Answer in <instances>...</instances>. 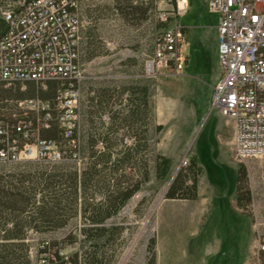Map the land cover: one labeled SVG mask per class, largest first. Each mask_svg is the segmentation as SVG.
Listing matches in <instances>:
<instances>
[{
	"label": "rangeland",
	"instance_id": "1",
	"mask_svg": "<svg viewBox=\"0 0 264 264\" xmlns=\"http://www.w3.org/2000/svg\"><path fill=\"white\" fill-rule=\"evenodd\" d=\"M137 1H144V5L149 7L147 18L139 24L127 22L115 7L114 0H81L80 7L85 42L81 64L86 74V79L80 84L82 123L88 127L86 119L91 118L97 127L100 125L95 114L94 117L88 114L90 97L96 89L115 88L118 93L131 84L150 79L155 82V121L164 126L158 134L156 150L173 160L165 179L153 178L143 184L125 207L107 220L108 226L122 224L125 228L121 238L113 235L102 247L105 260L109 264H146L150 238L164 234L167 226L176 228L183 225L176 237H186L197 249L212 241V258L205 257L202 249V255L198 251L188 260L175 264H242L245 249L250 251L256 230L257 247L259 238L264 237V156L238 161L232 143L233 123H227V118L212 107L213 87L221 76L217 41L219 16L209 11L207 0H183L186 12L182 16H177L174 11L177 10L176 3L167 0ZM162 10L169 12L166 20L159 17ZM161 21L168 25L160 26ZM180 22L187 26L185 61L169 66L156 64L155 71L150 72L148 65L153 60L162 32ZM89 33L98 35L97 39L107 53L86 60ZM25 88L22 84V89ZM124 96L127 98L128 94ZM101 115L104 121L109 122V114ZM124 132L122 129L118 136ZM38 137L36 129L31 140ZM193 155L198 157L203 167L200 176L202 193L210 196L212 193V199L206 205L208 213L202 222L207 225L203 227L202 235L195 237L185 231V225L191 221L192 210L202 207V201L169 199L156 208L159 202L167 199L165 193L173 178L181 167L189 164ZM241 163L247 167L253 192V202L245 209L248 213L240 212L235 203ZM19 164L0 162V168L11 170ZM162 212H167L168 216L160 219ZM81 222L82 219L77 217L66 227L55 231H31L29 240L33 264L47 263L58 249L68 259L75 253L81 254L92 242L104 241L86 240L79 232ZM70 233L78 234L76 241L63 242ZM54 243L57 245H51ZM46 246H49L48 251L41 252ZM253 261L256 264L255 251Z\"/></svg>",
	"mask_w": 264,
	"mask_h": 264
},
{
	"label": "trees",
	"instance_id": "2",
	"mask_svg": "<svg viewBox=\"0 0 264 264\" xmlns=\"http://www.w3.org/2000/svg\"><path fill=\"white\" fill-rule=\"evenodd\" d=\"M74 1L81 7V0ZM169 1L176 3V0ZM114 2L131 24L147 18L149 7L144 1ZM167 25L160 22V26ZM9 29V24L1 19L0 39L7 37ZM184 31L187 34V26ZM97 38L96 33L88 34L86 60L107 53ZM83 43L82 36L80 63ZM72 85L77 86V82L65 76L45 81H0V140L6 137L2 130L24 142L23 133L28 131L31 135L37 129L41 139L67 146L64 148L68 155L56 162L31 160L18 162L11 170L0 168V264H33L30 232L55 231L77 217L82 219L79 232L86 240L104 241L92 242L81 254L75 253L68 259L60 254L58 246L45 264H109L102 247L113 235L121 238L125 227L108 226L107 220L117 215L143 184L153 178L165 179L170 173L173 160L156 150L158 134L164 126L155 121V82L147 79L118 93L115 88L96 89L90 97L88 114L92 117L95 114L100 125L97 127L95 121L87 118V127L82 123L80 111L79 126L72 136L66 137L58 121V103L64 90ZM28 99H40L49 107L31 109L22 105ZM47 113L51 114L50 118ZM103 113L109 114V122L103 120ZM122 129L125 132L119 137ZM72 139H75L74 146L70 143ZM29 141L33 142L31 138ZM202 173L198 157L191 156L189 164L181 167L173 178L165 198L197 199ZM237 202L243 210L253 202L248 170L243 163L238 167ZM77 237L78 234L70 233L63 242H74ZM48 247L41 252H47ZM147 253L146 264H156L155 236L149 240Z\"/></svg>",
	"mask_w": 264,
	"mask_h": 264
},
{
	"label": "built area",
	"instance_id": "3",
	"mask_svg": "<svg viewBox=\"0 0 264 264\" xmlns=\"http://www.w3.org/2000/svg\"><path fill=\"white\" fill-rule=\"evenodd\" d=\"M176 4L174 11L182 16L186 2L176 0ZM207 6L219 16L221 76L213 87L212 107L234 122L238 161L263 157L264 0H207ZM168 13L162 10L159 17L166 20ZM1 19L10 29L7 37L0 39V81H45L61 76L76 81L77 86L66 88L58 103V121L66 137L72 136L80 124V84L86 79L79 56L83 24L78 1L5 0L0 2ZM185 27L180 22L162 32L148 65L150 72L155 71L156 64L169 66L185 61ZM22 105L31 109L49 107L40 99H28ZM50 116L47 113V118ZM2 132L6 134L0 140V160L4 162H56L68 156L67 150L54 141L38 137L30 142L32 133L28 131L23 133L24 142L7 130ZM70 143L74 146L75 139ZM255 256L256 264H264V237L259 238Z\"/></svg>",
	"mask_w": 264,
	"mask_h": 264
},
{
	"label": "crops",
	"instance_id": "4",
	"mask_svg": "<svg viewBox=\"0 0 264 264\" xmlns=\"http://www.w3.org/2000/svg\"><path fill=\"white\" fill-rule=\"evenodd\" d=\"M217 41H218V26H217ZM218 47H219V42H218ZM188 57H189L188 62H190V55ZM231 122L233 123L232 143L234 145V122L231 119L227 118V123L230 124ZM211 199H212V193H211V196L209 194L202 193L201 180L199 182V196L197 199H193V200L192 199H172V201L179 200L183 202L202 201L203 203L202 207L192 210V213H190L191 221L189 224L185 225V228H186L185 231L187 230L191 237L202 235L203 227L207 225L206 223H202L203 219L208 213V208L206 205L210 202ZM167 200L169 199H164L161 202H159L156 208L159 207L164 201H167ZM235 203L240 212L248 213V211H245L239 207L236 198H235ZM165 216H168V213L162 212L160 215V219L164 218ZM253 225L254 226L256 225L255 220L253 221ZM182 228H184L183 225L178 226L176 228L167 226V228L164 230V234L156 235V264H171V263L175 264L181 260H188L192 256H195L198 253V251H199V254L202 255V253L200 252L202 249H203V255L205 257L212 258V241L208 242L204 246V248L202 246L199 249H197V247H192L186 237H183L180 239L176 237L177 232H179ZM211 231H212V227H211ZM247 247L248 245L246 246V248ZM256 247H257V230H256V235L253 240V243L251 244L250 251L248 252V250L245 249V258L242 264H254L253 252L255 251Z\"/></svg>",
	"mask_w": 264,
	"mask_h": 264
}]
</instances>
